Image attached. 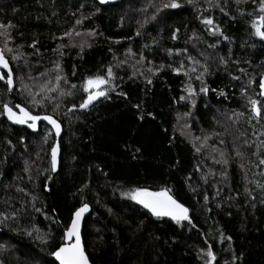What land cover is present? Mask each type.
Here are the masks:
<instances>
[{
  "label": "trees",
  "instance_id": "1",
  "mask_svg": "<svg viewBox=\"0 0 264 264\" xmlns=\"http://www.w3.org/2000/svg\"><path fill=\"white\" fill-rule=\"evenodd\" d=\"M170 2L0 0V24L11 25L0 29L8 34L0 48L14 80L11 90L0 80V112L19 104L63 125L53 173L51 128L0 115L3 264H58L51 253L83 203L92 264H205L209 246L213 264H264V40L251 26L258 3L175 0L179 8L157 11ZM97 75L110 80L107 95L80 108ZM136 187L171 189L190 220L153 216L123 195Z\"/></svg>",
  "mask_w": 264,
  "mask_h": 264
},
{
  "label": "snow or ice",
  "instance_id": "2",
  "mask_svg": "<svg viewBox=\"0 0 264 264\" xmlns=\"http://www.w3.org/2000/svg\"><path fill=\"white\" fill-rule=\"evenodd\" d=\"M107 0H101V3H105ZM237 3H240V0H236ZM253 3H258V8L255 10L256 15L251 20V26L254 29V35L259 37L261 40H264V0H253ZM180 5L172 0V2L167 4L160 5L157 8V11H160L161 8H179ZM223 11V9H221ZM155 19V16H153ZM77 24H80L81 21L77 20ZM202 23L205 25H213V31H219L218 26H214V21L211 18H204ZM11 25L5 26L0 24V29L9 27ZM139 34V33H137ZM222 34V33H221ZM0 35L8 36L7 32L0 33ZM72 32H65L64 36H71ZM76 35H80V33H76ZM173 38H175V33H173ZM227 39V37H225ZM7 45H5V48ZM8 52H11V48H7ZM13 60L17 59V56H12ZM0 68L7 69V73L0 72V80L6 79V84L9 90H11L12 85L14 83L13 80V71L9 66L8 59L5 58V49L0 48ZM207 69H205L206 71ZM175 71L179 72L180 69H175ZM108 77L112 76V70L109 68L107 70ZM199 79V77H197ZM62 77L57 76L56 80L59 82ZM110 83V80L106 79L102 75H97L94 78H89L85 82L84 91L87 93V98L83 100V102L79 105L80 108H87L94 100L98 97L106 96L107 92L101 90L102 86H105ZM27 86H25L26 88ZM75 87V86H73ZM260 88L264 90V79L260 82ZM53 89H47V91H52ZM201 91H207L206 88H202ZM71 94V93H68ZM36 95H39L37 93ZM261 95H264V91L261 92ZM40 99H34L32 103L40 104ZM252 105V110L256 116H261V102L256 99H252L250 101ZM75 107V105L73 106ZM18 110V111H17ZM0 115H6L7 119L12 121L15 124L20 125H28V127L35 129L37 127V122L40 120H44L49 122L56 131V134L60 133V124L56 119L51 115H33L31 111L25 106L15 105L10 106L8 103L3 104V111L0 112ZM23 139V138H21ZM11 143V141H9ZM223 143V141H221ZM247 143V141L245 142ZM59 150V145H53L51 149V167L53 170L57 167V154ZM199 151V149H197ZM237 156H242L243 153L237 152ZM228 161L225 160L224 163ZM259 164L264 165V159L259 160ZM243 167V165H241ZM27 171V168L25 169ZM125 196H129L132 200L138 202L143 205L144 208L150 210L153 216L155 217H170L173 221L179 224L181 221L190 220L189 218V209L185 207L184 204L179 202L174 196L171 194V189L167 187H161L157 191L150 190L147 187H136L131 189L128 192L123 193ZM89 204L83 203L81 207H79L73 217L71 218L70 224L64 229L62 236V243L56 247L55 251L51 253L52 256L55 257L59 264H90L89 256L86 253L84 243L82 241L81 236V223L82 217L85 213L89 211ZM39 211V209H37ZM12 218L16 217V212L11 213ZM8 218L6 213H0V222ZM31 235V233H28ZM42 243L47 244L48 239L45 237H39ZM228 240H231V237H228ZM207 258L205 260V264H213L216 261V255L213 252L211 246L207 249ZM0 264H3V261L0 260Z\"/></svg>",
  "mask_w": 264,
  "mask_h": 264
},
{
  "label": "water",
  "instance_id": "3",
  "mask_svg": "<svg viewBox=\"0 0 264 264\" xmlns=\"http://www.w3.org/2000/svg\"><path fill=\"white\" fill-rule=\"evenodd\" d=\"M100 2H101V0H99ZM118 1H120V0H107V2H105V3H101L102 5L103 4H110V3H112V4H114V3H116V2H118ZM5 58L6 59H8L6 56H5ZM9 61V60H8ZM9 66H10V68H11V64H10V62H9ZM12 69V68H11ZM7 69H3V68H0V72H5V73H7ZM97 101H98V98L96 99V100H94L89 106L91 107V106H93L94 104H96L97 103ZM18 111V110H17ZM33 114V113H32ZM33 115H36V114H33ZM40 116H44V115H40ZM54 118V117H53ZM55 119V118H54ZM42 121H44V120H40V121H38L37 122V127L35 128V129H33V128H31L32 130H38L39 129V124H40V122H42ZM44 122H47V121H44ZM57 122L60 124V133H59V135H57L56 134V131H55V128L49 123V122H47L52 128H53V131H54V133H55V136H56V142H55V145H59V139H60V136H61V134H62V131H63V126H62V124L57 120ZM13 124H15V123H13ZM16 125H20V124H16ZM28 126V125H27ZM58 166H59V150H58V154H57V167H56V169L55 170H53L54 172H56L57 170H58ZM89 206H90V204H89ZM75 213V212H74ZM91 213V206L89 207V211L87 212V213H85L84 215H83V217H82V223H81V236H82V241H83V243H84V239H83V226H84V221H85V218L89 215ZM85 246V245H84ZM85 250H86V248H85ZM86 253H87V251H86ZM54 257V256H53ZM54 259H55V257H54ZM56 260V259H55ZM89 260H90V258H89ZM57 261V260H56ZM58 263H59V261H57ZM90 264H92V262H91V260H90Z\"/></svg>",
  "mask_w": 264,
  "mask_h": 264
},
{
  "label": "bare ground",
  "instance_id": "4",
  "mask_svg": "<svg viewBox=\"0 0 264 264\" xmlns=\"http://www.w3.org/2000/svg\"><path fill=\"white\" fill-rule=\"evenodd\" d=\"M98 2L101 4V2L98 0ZM119 2V1H118ZM117 3V2H116ZM110 4H112V3H110ZM110 4H103V5H110ZM102 5V4H101ZM3 73H5V72H3ZM103 97V96H102ZM102 97H98V101H97V103L101 100V98ZM11 106V105H10ZM14 107V106H13ZM88 107H90V106H88ZM34 114V113H33ZM36 115H50V114H36ZM5 116V118L7 119V116L6 115H4ZM51 116H53V115H51ZM54 117V116H53ZM257 117H259V116H257ZM56 120H58L56 117H54ZM8 120V119H7ZM10 123H12L13 124V122L12 121H10V120H8ZM59 121V120H58ZM60 122V121H59ZM42 123H44V124H46V125H48L50 128H51V130H52V132L54 133V131H53V128L47 123V122H44V121H42V122H40V124H39V129H40V125L42 124ZM61 123V122H60ZM62 124V123H61ZM16 125V124H15ZM19 126H26V127H28L27 125H19ZM63 126V125H62ZM28 128H30V127H28ZM31 129V128H30ZM39 129L38 130H36V131H39ZM32 130V129H31ZM33 131H35V130H33ZM62 133H63V131H62ZM54 136H55V133H54ZM61 136H62V134H61ZM60 136V137H61ZM59 141H60V139H59ZM55 142H56V136H55ZM55 142H54V144L53 145H55ZM59 154H60V146H59ZM58 168H59V166H58ZM58 171V170H57ZM56 171V172H57ZM52 172L53 173H56V172H54L53 171V169H52ZM81 207V206H80ZM78 209V208H77ZM76 209V210H77ZM75 210V211H76ZM148 210V209H147ZM74 211V212H75ZM150 211V210H149ZM74 214V213H73ZM72 217H73V215H72ZM86 219V218H85ZM71 222V221H70ZM85 222V221H84ZM84 227V226H83ZM85 245V244H84ZM54 258V257H53ZM55 260V259H54ZM56 261V260H55ZM57 262V261H56ZM58 263V262H57ZM59 264V263H58Z\"/></svg>",
  "mask_w": 264,
  "mask_h": 264
},
{
  "label": "rangeland",
  "instance_id": "5",
  "mask_svg": "<svg viewBox=\"0 0 264 264\" xmlns=\"http://www.w3.org/2000/svg\"><path fill=\"white\" fill-rule=\"evenodd\" d=\"M182 61V60H181Z\"/></svg>",
  "mask_w": 264,
  "mask_h": 264
}]
</instances>
